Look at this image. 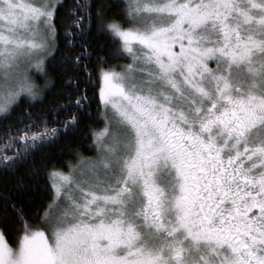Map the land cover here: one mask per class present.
Masks as SVG:
<instances>
[{"label": "snow or ice", "instance_id": "obj_1", "mask_svg": "<svg viewBox=\"0 0 264 264\" xmlns=\"http://www.w3.org/2000/svg\"><path fill=\"white\" fill-rule=\"evenodd\" d=\"M30 68H75L86 84L98 71L95 113L73 76L75 100L58 107L76 109L65 135L104 127L94 156L47 168L37 223L15 202L30 185L0 190V223L14 215L20 233L14 247L0 228V264H264V0H0V118L42 96ZM47 123L10 136L22 145L0 170L54 143Z\"/></svg>", "mask_w": 264, "mask_h": 264}, {"label": "trees", "instance_id": "obj_2", "mask_svg": "<svg viewBox=\"0 0 264 264\" xmlns=\"http://www.w3.org/2000/svg\"><path fill=\"white\" fill-rule=\"evenodd\" d=\"M72 0H66V3L70 4ZM100 41L105 43L108 47H112V43L106 37L101 36ZM60 51L57 52L56 60L51 61L52 67L56 68L59 66V61L62 53L66 51L65 44L63 41V36L61 34L59 40ZM51 58L49 57L48 60ZM48 60H46L45 66L48 65ZM128 59H121L119 61L111 60L112 64H125ZM95 56L92 58V63L89 64V69L91 70L95 66ZM119 69V68H118ZM69 76L76 77L80 81V89H88V95L90 98L94 99L97 103L92 104L93 113L96 112L97 104L99 101L98 92L100 88V81L98 79V71L92 72L91 83H85L88 81L89 77L84 74V72L79 71L75 68L69 70L66 74L63 72H55L49 70L48 77H41L39 80V85L43 86L41 90L42 96L36 101H32L31 105L29 103H20L19 105H14L10 116L7 118H0V152L7 155H13L14 152L21 147L22 142L18 139L9 140V137H18L22 135L23 132L19 131L24 129V125L30 124L33 121L36 122L38 127H33L32 132L40 131L43 127V121H47V126L49 128H58L61 131L57 134L54 143L45 145L35 151L29 160L22 166L18 167L15 171H4L0 170V190L5 186L12 192L17 191V186L20 183H26L30 185V188L21 189L15 202L18 206L23 207L26 213V218L31 220L33 223L38 221L34 219V214L42 209V204L46 205L50 196L45 194V189L48 188L49 182L46 179V171L48 167L53 164L56 167L67 172L66 163L71 161L76 163L77 161V151L84 156H94L95 150L90 149L88 145L91 144L90 132L92 129L100 130L104 127L102 119L100 120H90L87 122L88 126L82 125V130L88 132V139H83L79 132L72 133L69 132L67 135L63 132L62 122L70 118V114L75 112V106H66L59 108V105H67L69 101L68 93H71V99L74 101L76 97L75 89L72 85H65V81ZM51 80V84L45 87V82ZM63 90V91H62ZM29 97H22L21 101H27ZM57 112L59 113L57 115ZM31 114V120L27 118L26 114ZM11 126V127H10ZM12 144V148H5L6 144ZM33 162L35 166L45 167L44 171L39 173V176H33L31 170L33 168ZM39 180V188L35 183V180ZM39 192V195L36 193ZM18 221L15 216L12 215L10 219L5 223H0V228H3L9 243L12 246H16L18 237L20 233L17 231Z\"/></svg>", "mask_w": 264, "mask_h": 264}, {"label": "rangeland", "instance_id": "obj_3", "mask_svg": "<svg viewBox=\"0 0 264 264\" xmlns=\"http://www.w3.org/2000/svg\"><path fill=\"white\" fill-rule=\"evenodd\" d=\"M177 51L179 50L178 49V47H177V49H176ZM45 54L44 53H41L40 54V56L41 57H43ZM39 57H36V58H34L33 59V63H35V61H36V59H38ZM131 61H130V59H128V61L127 62H125V64H127V63H130ZM45 64H46V61H45ZM211 66H215V64L214 63H212L211 64ZM121 69H117V71H120ZM28 76L30 77V79L33 81V82H35L36 84H38L39 85V80H40V78L41 77H43L44 75L42 74V73H40L38 70H36L35 68H30L29 70H28ZM40 86V85H39ZM42 89H43V86H40ZM100 87H101V83H100ZM41 89V90H42ZM22 97H28L26 94H24V95H22L21 96V98ZM14 106V105H13ZM12 106V107H13ZM15 247V246H14Z\"/></svg>", "mask_w": 264, "mask_h": 264}]
</instances>
